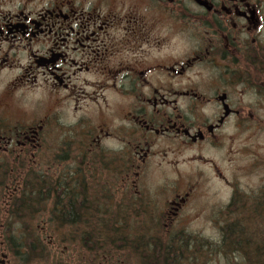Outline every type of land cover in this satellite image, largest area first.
I'll return each instance as SVG.
<instances>
[{"label": "flooded vegetation", "instance_id": "flooded-vegetation-1", "mask_svg": "<svg viewBox=\"0 0 264 264\" xmlns=\"http://www.w3.org/2000/svg\"><path fill=\"white\" fill-rule=\"evenodd\" d=\"M263 131L264 0H0L6 205L30 180L70 216H188L195 187L160 200L151 167L198 148L226 182L203 150Z\"/></svg>", "mask_w": 264, "mask_h": 264}, {"label": "trees", "instance_id": "trees-1", "mask_svg": "<svg viewBox=\"0 0 264 264\" xmlns=\"http://www.w3.org/2000/svg\"><path fill=\"white\" fill-rule=\"evenodd\" d=\"M6 207L0 214V241L21 264L45 257L46 228L36 224L40 218L82 251L83 261L91 255L90 264H128L124 252L136 255L138 264H264V184L253 193H234L223 210L217 242L162 227L159 216H101L97 204L88 207V216H70L63 203L37 201L30 180Z\"/></svg>", "mask_w": 264, "mask_h": 264}, {"label": "rangeland", "instance_id": "rangeland-1", "mask_svg": "<svg viewBox=\"0 0 264 264\" xmlns=\"http://www.w3.org/2000/svg\"><path fill=\"white\" fill-rule=\"evenodd\" d=\"M230 145L232 147L230 155L224 154L223 156V152H227L226 149L221 152L203 150L205 157L213 160L220 171L227 176L228 181L226 182L220 180L218 171H214L210 164L192 160L193 156L200 153L198 148H183L175 152L171 150L169 151L170 157L162 165L151 167L148 173L149 190L154 197L160 198V200L170 198L172 188L169 186L178 180L181 183L180 188L178 186L180 191L188 185L195 187V197L189 206L190 215L159 216L162 219V227L174 231L185 230L216 242L221 239L220 226L224 221V215L223 213L218 215V213L224 210L237 190L253 193L264 184V131L254 138L244 135L234 136ZM169 160L177 161V163L170 165ZM6 210V204L0 201V214ZM43 220L38 219L36 224L39 229L40 226L46 228L42 232V239L47 244L44 251L45 257L27 264H56V262L90 264L91 255L87 256L89 259L83 261L81 259L82 251L79 252V249L71 242L58 237L57 231L53 232V229L48 228ZM2 254L9 256L8 264H21L0 241V264ZM122 255L124 259L129 257L128 264H138L139 262L134 254L124 252L121 253Z\"/></svg>", "mask_w": 264, "mask_h": 264}, {"label": "water", "instance_id": "water-1", "mask_svg": "<svg viewBox=\"0 0 264 264\" xmlns=\"http://www.w3.org/2000/svg\"><path fill=\"white\" fill-rule=\"evenodd\" d=\"M4 258H5V256H4ZM2 262H5V261L3 260Z\"/></svg>", "mask_w": 264, "mask_h": 264}]
</instances>
